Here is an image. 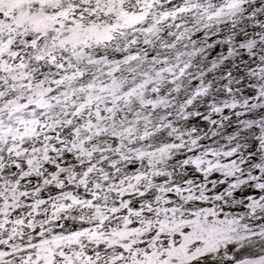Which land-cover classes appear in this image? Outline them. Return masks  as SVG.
<instances>
[{
  "label": "snow or ice",
  "instance_id": "1",
  "mask_svg": "<svg viewBox=\"0 0 264 264\" xmlns=\"http://www.w3.org/2000/svg\"><path fill=\"white\" fill-rule=\"evenodd\" d=\"M0 264H264V0H0Z\"/></svg>",
  "mask_w": 264,
  "mask_h": 264
}]
</instances>
